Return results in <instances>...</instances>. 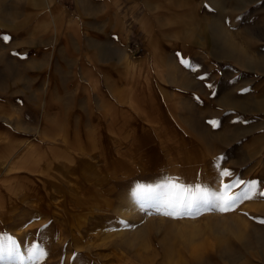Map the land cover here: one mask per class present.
I'll list each match as a JSON object with an SVG mask.
<instances>
[{
	"label": "rangeland",
	"instance_id": "rangeland-1",
	"mask_svg": "<svg viewBox=\"0 0 264 264\" xmlns=\"http://www.w3.org/2000/svg\"><path fill=\"white\" fill-rule=\"evenodd\" d=\"M40 1L0 0V238L24 264H264V0ZM120 151L153 170L120 175L111 206L65 200L57 168ZM221 169L258 184L234 212L173 221L137 194L215 191Z\"/></svg>",
	"mask_w": 264,
	"mask_h": 264
},
{
	"label": "snow or ice",
	"instance_id": "snow-or-ice-1",
	"mask_svg": "<svg viewBox=\"0 0 264 264\" xmlns=\"http://www.w3.org/2000/svg\"><path fill=\"white\" fill-rule=\"evenodd\" d=\"M205 10L212 11V5L206 3ZM10 40L9 35L0 33V43H8ZM14 55L19 56L20 54L14 53ZM179 62L185 67H189V63L184 58H179ZM199 78L206 79L203 76ZM207 86L213 87L212 85ZM208 123L213 128L220 126L216 121H208ZM232 176L233 173L230 170L221 169L218 173L220 187L215 191L199 185L183 187L178 186L177 183H168L156 188H141L137 194L154 196L156 198V214L173 221L195 220L205 213L223 215L234 212L243 202L253 199L257 194V182L234 180L226 183L225 180ZM241 185H243L241 191L238 194L234 193L233 190L241 187ZM258 194L264 197V191H260ZM258 222L264 224V220ZM37 251L38 246L33 245L29 255L30 261L35 258ZM39 254L41 258L44 255L42 251ZM5 255L18 261L19 264H24L16 241L10 237L0 238V259Z\"/></svg>",
	"mask_w": 264,
	"mask_h": 264
},
{
	"label": "crops",
	"instance_id": "crops-1",
	"mask_svg": "<svg viewBox=\"0 0 264 264\" xmlns=\"http://www.w3.org/2000/svg\"><path fill=\"white\" fill-rule=\"evenodd\" d=\"M46 4V2H48V0L46 1H40V3ZM95 48H97L99 50V47L94 46ZM146 58L141 59L140 61H132L131 62V66L133 69H136L137 66L144 64L145 63ZM144 62V63H143ZM114 91H118V90H114ZM128 91V90H127ZM123 98V96H122ZM27 149V148H25ZM24 149V150H25ZM20 150H23V148L18 149L17 151H15V153L13 154V156H18V154L21 152ZM29 150V149H28ZM27 152V150H25ZM25 154V153H24ZM94 155H96L94 153ZM177 159H179L178 163H182V157L177 156L175 154V156ZM171 158V156H167L166 160L168 161V164L170 165L172 170H176L179 169L181 167V165L178 163L174 164V166H172L169 163V159ZM100 162L104 163L103 166H101L100 168H95V163L93 165V162H91V160L89 158H86L83 162L82 160L80 161L79 165L77 167H74L73 169H67V168H57L60 169L61 171L63 170L65 172V183L68 187V195L65 197V200L68 201L69 198L72 199V202L74 203H78V201L81 200L82 198V202L86 203V198L81 197L83 196L87 191L93 190L96 191V189H102L100 190L101 192L100 194V198L102 199V202H109V193L114 191V188L116 186L115 182L120 178H127L132 176L133 174H144L148 171H152L153 167L152 164L148 161V160H143L140 159L136 156H134V154H124L120 152H111L109 155L106 154H101L100 155ZM87 162V164H86ZM91 165H89L88 164ZM167 163V162H166ZM94 166V168H93ZM73 175L75 177V180L77 182H69L68 177ZM103 185H100L99 183H103ZM78 193H77V192ZM97 192V191H96ZM74 196V197H72ZM75 197L77 198V201H75ZM91 202H87L86 205L90 204ZM85 205V206H86ZM80 210V209H78ZM102 210V209H99ZM82 212V211H80Z\"/></svg>",
	"mask_w": 264,
	"mask_h": 264
},
{
	"label": "bare ground",
	"instance_id": "bare-ground-1",
	"mask_svg": "<svg viewBox=\"0 0 264 264\" xmlns=\"http://www.w3.org/2000/svg\"><path fill=\"white\" fill-rule=\"evenodd\" d=\"M144 63V62H143ZM185 160V159H184ZM179 162V159H177L176 157H174V156H172L170 159H169V163L172 165V166H174V164H176V163H178ZM77 192V191H76ZM78 193V192H77ZM72 197H74V196H72ZM82 197V196H81ZM84 198V197H83ZM75 201H77V198L75 197ZM96 199V198H95ZM87 203V202H86ZM86 203H83L82 202V198H81V200L80 201H78V203L76 202L75 204L77 205V206H80L81 207V209H82V207L83 206H85L86 205ZM109 203V202H108ZM131 203V202H130ZM109 205L111 206V203H109ZM138 215H141L140 217L138 216ZM137 216L139 217V219H141L142 220V218L144 217L141 213H139ZM143 216V217H142ZM85 219V218H84ZM141 227V226H140ZM240 231V230H239ZM239 235V234H238ZM236 236H237V234H236ZM239 237V236H238Z\"/></svg>",
	"mask_w": 264,
	"mask_h": 264
}]
</instances>
